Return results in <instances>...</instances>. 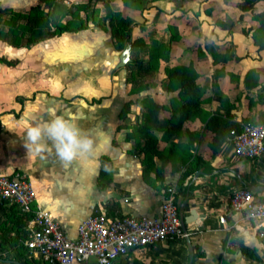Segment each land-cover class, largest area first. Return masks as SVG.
I'll use <instances>...</instances> for the list:
<instances>
[{"label":"crops","instance_id":"obj_1","mask_svg":"<svg viewBox=\"0 0 264 264\" xmlns=\"http://www.w3.org/2000/svg\"><path fill=\"white\" fill-rule=\"evenodd\" d=\"M139 1L137 9L126 7L122 0H98L95 1V8L99 17H102L104 4L108 3L113 12L132 17L133 39L142 37L148 42L162 36L160 40L170 52L168 62L162 63L164 69L176 64L191 65L198 74L197 84L205 93L201 104L202 119L186 122L184 128L194 132V146L203 155L204 162L199 170L201 175L194 178L197 171L182 182V188L179 189L180 174L166 165L163 170L164 184L168 186L166 192L159 180H154V174L148 179L145 177L143 166L133 153L121 161H113L112 166H107L105 162L108 158L103 152L95 172H92L89 162H77L54 176L46 178L44 174L46 180L52 184L56 182L55 188L49 186L42 189L39 181L43 180V175L35 173L34 205L50 212L66 235L74 239L78 225L91 215H104L110 219L122 216L158 217L164 200L170 196L169 191L175 189L173 197L179 212L184 204V216H190L192 212L197 214L195 221L187 225L194 252L193 264H264L263 231L254 222L229 210L234 190L264 186V156L259 160L238 158L229 142L213 154L210 146L214 133L205 127V120L216 115H222L223 118L230 116L231 121L242 126L264 121V49L258 50L253 39V32L259 24L252 23L247 17L251 11L239 5L241 0ZM68 2L69 0H52V4L60 3L69 7ZM49 4L50 1L43 0H0L1 9L14 12H27L31 7L40 5L45 13H49L52 5ZM255 8L258 12L263 11L264 1L256 3L254 11ZM105 31L110 33L109 28H105ZM58 38L59 36L40 41L32 46L41 45V42L56 45ZM109 39L112 44L109 47H113L111 59L114 60L116 56L119 63L121 52L115 49L111 33ZM32 46L15 47L4 39L0 40V175L11 178L22 175L30 179V168L35 157L27 156L24 142L28 128L38 123L34 115L41 112V102L47 101L46 94L39 88L27 87L24 82L20 86L15 83L19 79L42 78L41 63L42 59L47 58L38 49L40 46L29 50ZM139 49L146 50L147 46ZM17 55L19 60H11L16 59ZM24 56L28 60L23 61ZM154 72L156 71L151 72L153 76ZM163 77L166 78L165 72ZM75 99L77 98L72 97L66 101ZM94 99L101 102L92 103ZM103 99L104 97L92 98L90 104L102 105ZM159 104L168 105L169 99ZM134 106L135 118L139 116L141 119L140 107ZM81 123L82 126L95 128L90 133L96 140L99 137L108 140L122 135L125 140L126 133L135 125L131 122L128 131L120 129L116 133L117 129L112 130L116 120L97 118L82 120ZM175 141L185 143L188 139L183 134ZM93 184L99 191L106 192V197L94 203L92 213L77 216L59 214L55 209L57 206H68L69 200L78 202L77 199L83 194L86 196ZM253 193L256 199L264 201V192ZM9 208L8 203L0 202V225L4 223L6 228H14L10 217L6 218ZM221 216L225 217L224 224L219 221ZM3 233L4 230L0 227V239ZM11 233L13 237L17 236L14 230ZM0 249L3 250L0 264H44L24 244L23 250L15 241L1 245ZM188 262L186 240L177 237L148 248L131 250L114 264Z\"/></svg>","mask_w":264,"mask_h":264},{"label":"trees","instance_id":"obj_2","mask_svg":"<svg viewBox=\"0 0 264 264\" xmlns=\"http://www.w3.org/2000/svg\"><path fill=\"white\" fill-rule=\"evenodd\" d=\"M48 1L52 4V0H43V2ZM122 1L128 8L137 9L140 5L139 0ZM259 1L264 0H245L241 7L248 11H254V6ZM90 2L91 0H88L85 4H75L71 7L60 3L49 4L51 7L49 13H45L40 5L31 7L27 12H14L0 8V25L2 27L0 38L15 47H30L40 41L52 39L64 33L83 30L89 22ZM94 12L98 14L96 8H94ZM257 18L259 26L253 32V39L258 50H263L264 11L260 12ZM22 19L27 21L26 27L20 25ZM64 19L67 20L63 21ZM100 21L104 29L109 28L114 39V47L118 52H122L127 44H131L132 50L133 48L148 47L149 57L147 59L139 58L131 61L139 71L153 72L158 70L162 63L168 62L169 48L162 40L152 38L146 42L142 37L132 38L134 23L132 17L125 16L120 12H113L109 4L105 3L104 15L100 17ZM6 30L7 32H5ZM165 74L169 93H175L169 98V104L161 105L148 96L144 99L146 105H143L137 98L135 104L141 109V119L140 121L139 118L136 119L135 125L126 133L125 140L131 143V152L139 158L145 177L148 179L154 174V180H159L160 185L167 192L168 186H165L163 177L166 165H170L172 171L180 174L179 189H181L182 182L199 171L204 162L203 155L198 153L194 146L196 137L194 132L185 129L184 124L202 119L201 104L205 99V93L197 84L198 74L191 65L176 64L172 67H165ZM100 102L101 100H92V103ZM205 122L206 129H210L214 133L210 146L213 154L243 129L242 125L231 121L230 116L223 118L222 115H216ZM259 124H264V121L248 125ZM183 134H186L187 142L175 141V139H180ZM9 217L14 223V228H6L4 223L0 225L4 230L0 246L15 241L23 250V244L25 246L28 239L26 224L31 215L20 213L18 208L12 204L6 213V218ZM11 230L17 234L16 237L12 236ZM2 251L0 249V256Z\"/></svg>","mask_w":264,"mask_h":264},{"label":"rangeland","instance_id":"obj_3","mask_svg":"<svg viewBox=\"0 0 264 264\" xmlns=\"http://www.w3.org/2000/svg\"><path fill=\"white\" fill-rule=\"evenodd\" d=\"M86 1L88 0H69L68 3L69 7H71L75 3ZM242 3H245V0H241L239 5ZM95 4V0H91V8L88 14L89 22L85 29L60 35L56 39L58 40L56 45L41 42V45L29 48L31 50L40 46L41 48L38 49L43 52V57L47 58L42 59L41 69L43 74L40 80L33 78L19 79L15 83L20 86V83L24 82L25 86H34L46 94L47 101L41 102V112L34 115L38 122L50 119L51 115L55 113L75 121L82 129L90 133L95 128L93 126H82V120L106 118V120H116L115 127H112V130L114 128L117 129L116 133L120 132V129L128 131L130 128L128 126L129 123H135V120L139 118V116L135 118L134 114L136 112L134 105H136L135 100L137 98L140 99L143 105L146 103L144 99L148 96L159 103H163L168 101L172 93H169L166 83L167 79L163 77L165 72L164 65H161L154 72V76L151 72L139 71L137 66L132 65V63L124 68L117 67V57L115 56L114 60L111 59L113 54L110 53L113 47H109V45H112L109 39L110 33L102 27L99 14L93 13ZM260 12L255 8V11L248 13L247 17L250 18L252 23L256 22L259 24L257 15ZM190 17L193 18L192 15ZM65 20L67 19L63 21ZM27 24L25 19L20 20L21 26L26 27ZM159 35L161 36L162 33ZM159 38L161 39L162 36ZM70 39L72 40L70 41ZM25 57H22L23 61L24 59L28 60ZM142 57H149L148 47L146 50L133 48L131 59ZM15 58L11 60H19L18 55ZM72 97L77 99L70 102L66 101V99L70 100ZM99 97H104L102 105L90 104L92 98ZM105 129L107 130L108 127H105ZM123 137V135L119 138L116 136L108 140L101 137L97 138V140L94 138L96 154L88 161L91 169L93 168L92 172L97 170L99 158H101L103 152L108 158L105 162L107 166H112L113 161H121L131 155V143L124 140ZM63 169L65 167L59 163L54 150L49 149L43 154V158L35 157L34 164L30 168V179L28 177L25 178L34 184V174L38 173L43 175V180L39 181L42 189L49 186L55 188L56 182L54 181L52 184L46 178L54 176L55 173H59ZM44 174L46 178H44ZM19 177L23 176L15 178ZM105 197L106 192L99 191L97 186L93 184L86 196L83 194L77 199L79 200L78 202L69 200L67 201L69 203L68 206H57L55 209L59 214L67 213L83 216L84 214L92 213L94 203L98 199H104Z\"/></svg>","mask_w":264,"mask_h":264},{"label":"built area","instance_id":"obj_4","mask_svg":"<svg viewBox=\"0 0 264 264\" xmlns=\"http://www.w3.org/2000/svg\"><path fill=\"white\" fill-rule=\"evenodd\" d=\"M234 154L241 159L259 160L264 156V124L244 125L229 141ZM158 217L122 216L113 219L91 215L77 227L76 237L69 238L52 214L35 207L33 184L24 176L0 175V202L15 205L19 212L31 215L26 229L25 247L45 264H114L131 250L148 248L177 237L185 238L179 208L170 190ZM229 210L254 222L264 237V201L253 192L240 188L232 192ZM225 223V217L219 218Z\"/></svg>","mask_w":264,"mask_h":264},{"label":"clouds","instance_id":"obj_5","mask_svg":"<svg viewBox=\"0 0 264 264\" xmlns=\"http://www.w3.org/2000/svg\"><path fill=\"white\" fill-rule=\"evenodd\" d=\"M24 147L29 157H41L54 150L59 163L70 168L77 162H88L96 154L92 135L78 123L53 113L48 120L30 126Z\"/></svg>","mask_w":264,"mask_h":264},{"label":"water","instance_id":"obj_6","mask_svg":"<svg viewBox=\"0 0 264 264\" xmlns=\"http://www.w3.org/2000/svg\"><path fill=\"white\" fill-rule=\"evenodd\" d=\"M131 51H132L131 44H127L125 49L121 52V54L119 56V63L117 65L118 68H124L128 64L131 63V61H132V59H131ZM200 175H201V172L198 171L194 175V178H197ZM249 190L252 191V192H264V186L263 187H253V188H250ZM183 209H184V204L181 206V209H180V212H179L180 227H181V230H182L183 234L185 235V240H186L187 248H188V251H189V262H188V264H193L194 252H193V247H192L191 240L189 238L187 225L192 223L193 221H195V219L197 217V214L195 212H192L190 214V216H184L183 215Z\"/></svg>","mask_w":264,"mask_h":264}]
</instances>
